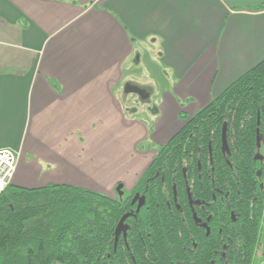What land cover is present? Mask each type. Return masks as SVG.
Instances as JSON below:
<instances>
[{
    "label": "crops",
    "instance_id": "obj_1",
    "mask_svg": "<svg viewBox=\"0 0 264 264\" xmlns=\"http://www.w3.org/2000/svg\"><path fill=\"white\" fill-rule=\"evenodd\" d=\"M262 4L0 0V149L19 153L11 185L130 192L156 154L141 142L164 145L181 115L264 59ZM125 84L154 112L130 114Z\"/></svg>",
    "mask_w": 264,
    "mask_h": 264
},
{
    "label": "trees",
    "instance_id": "obj_2",
    "mask_svg": "<svg viewBox=\"0 0 264 264\" xmlns=\"http://www.w3.org/2000/svg\"><path fill=\"white\" fill-rule=\"evenodd\" d=\"M180 119L121 202L64 185H8L0 264H253L264 208L256 155L264 59Z\"/></svg>",
    "mask_w": 264,
    "mask_h": 264
},
{
    "label": "rangeland",
    "instance_id": "obj_3",
    "mask_svg": "<svg viewBox=\"0 0 264 264\" xmlns=\"http://www.w3.org/2000/svg\"><path fill=\"white\" fill-rule=\"evenodd\" d=\"M135 80H137V79L135 78ZM123 95L127 96V98L129 95L130 98H128V101L132 100L131 103H129L130 104L129 105L130 106L129 107V113L130 114L133 115L134 113L139 112L141 110V108L145 107V106L147 107V110L150 113L154 112V109L152 108V104H150L149 106L143 104L142 102H140V99L138 100V96L136 94L130 93L128 95H125L123 93ZM154 107L156 108L155 105H154ZM130 114H128L127 116H131ZM141 117L142 116H140V115L135 116V118H137L139 120H142ZM146 121H148V125L150 127L149 121H152V120H146ZM178 121H179V126H178V128H179L181 126L182 122H181V119H179ZM222 147H223L224 151L227 150V145H226L224 136H223ZM138 149H142L143 152H145V151L157 152L159 148L155 144H153L152 141L147 140V142L146 141L141 142L140 145L138 146ZM256 155L260 159V161L264 164V141L260 137L259 134H257V136H256ZM260 189H262L264 191V181H262V183L260 184ZM128 193L129 192L125 189V187H123V188L116 187L114 190L111 191L110 197L113 198L114 200L121 202L128 195ZM260 230H261V232H260L261 237H260V241H259V244L257 247L255 257H254V263L253 264H264V208H263V214H262V219H261V224H260Z\"/></svg>",
    "mask_w": 264,
    "mask_h": 264
},
{
    "label": "built area",
    "instance_id": "obj_4",
    "mask_svg": "<svg viewBox=\"0 0 264 264\" xmlns=\"http://www.w3.org/2000/svg\"><path fill=\"white\" fill-rule=\"evenodd\" d=\"M18 158V152L11 149H0V193L11 184Z\"/></svg>",
    "mask_w": 264,
    "mask_h": 264
},
{
    "label": "water",
    "instance_id": "obj_5",
    "mask_svg": "<svg viewBox=\"0 0 264 264\" xmlns=\"http://www.w3.org/2000/svg\"><path fill=\"white\" fill-rule=\"evenodd\" d=\"M123 93L125 95H128V94H137L138 93V88L131 85V84H125L124 87H123Z\"/></svg>",
    "mask_w": 264,
    "mask_h": 264
},
{
    "label": "flooded vegetation",
    "instance_id": "obj_6",
    "mask_svg": "<svg viewBox=\"0 0 264 264\" xmlns=\"http://www.w3.org/2000/svg\"><path fill=\"white\" fill-rule=\"evenodd\" d=\"M133 86H135V85H133ZM135 87H137V86H135ZM138 88V93L136 94L137 96H138V100L140 99V102H146L147 101V94L143 91V90H141L139 87H137Z\"/></svg>",
    "mask_w": 264,
    "mask_h": 264
}]
</instances>
